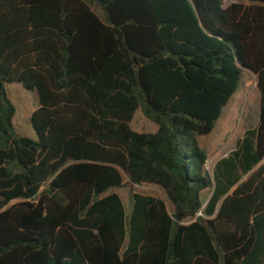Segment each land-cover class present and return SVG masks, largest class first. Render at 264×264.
Masks as SVG:
<instances>
[{
  "label": "trees",
  "instance_id": "16d2710c",
  "mask_svg": "<svg viewBox=\"0 0 264 264\" xmlns=\"http://www.w3.org/2000/svg\"><path fill=\"white\" fill-rule=\"evenodd\" d=\"M244 70L257 123L210 172L197 138ZM128 185L164 199L132 192L126 219ZM0 264H264V0H0Z\"/></svg>",
  "mask_w": 264,
  "mask_h": 264
},
{
  "label": "rangeland",
  "instance_id": "374dc122",
  "mask_svg": "<svg viewBox=\"0 0 264 264\" xmlns=\"http://www.w3.org/2000/svg\"><path fill=\"white\" fill-rule=\"evenodd\" d=\"M234 0H222L226 7ZM90 9L101 20H104L105 13L101 6L96 3L90 5ZM5 91L15 106L16 112L13 118L15 132L21 136L35 139V133L30 125V115L37 108L35 92L26 90L19 83L5 85ZM258 113V94L255 84V76L249 71L242 72L240 85L231 98L227 106L223 109L220 118L217 120L214 129L208 135L198 137L199 146L207 155L206 168L211 172L214 163L226 157L235 149L237 141L248 129L255 127ZM130 128L138 133H154L157 126L143 117L138 109L130 122ZM122 199L126 219L131 209L132 192L153 195L164 199L162 191L151 185H128L121 189H114ZM210 195V189L204 190L200 194L201 201L205 204ZM168 210L169 205L166 203Z\"/></svg>",
  "mask_w": 264,
  "mask_h": 264
},
{
  "label": "crops",
  "instance_id": "0c3cea01",
  "mask_svg": "<svg viewBox=\"0 0 264 264\" xmlns=\"http://www.w3.org/2000/svg\"><path fill=\"white\" fill-rule=\"evenodd\" d=\"M257 94H258V93H257ZM234 95H235V94H234ZM234 95H233V96H234ZM233 96H232V97H233ZM232 97H231V98H232ZM230 100H231V99H230ZM230 100H229V101H230ZM228 103H229V102H228ZM228 103H227V104H228ZM226 106H227V105H226ZM226 106H225V107H226ZM225 107H224V108H225ZM31 113H32V112H31ZM257 120H258V113H257ZM256 123H257V122H256ZM253 128H254V127H253ZM132 130H133V129H132ZM133 131H134V130H133ZM135 132H136V131H135ZM155 132H156V131H155ZM217 161H218V160H217ZM217 161H216V162H217ZM216 162H215V163H216ZM215 163H214V164H215Z\"/></svg>",
  "mask_w": 264,
  "mask_h": 264
},
{
  "label": "water",
  "instance_id": "95a60500",
  "mask_svg": "<svg viewBox=\"0 0 264 264\" xmlns=\"http://www.w3.org/2000/svg\"><path fill=\"white\" fill-rule=\"evenodd\" d=\"M175 225H176V223H175Z\"/></svg>",
  "mask_w": 264,
  "mask_h": 264
},
{
  "label": "built area",
  "instance_id": "2783aa9c",
  "mask_svg": "<svg viewBox=\"0 0 264 264\" xmlns=\"http://www.w3.org/2000/svg\"><path fill=\"white\" fill-rule=\"evenodd\" d=\"M207 169V168H206Z\"/></svg>",
  "mask_w": 264,
  "mask_h": 264
}]
</instances>
